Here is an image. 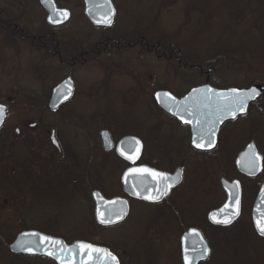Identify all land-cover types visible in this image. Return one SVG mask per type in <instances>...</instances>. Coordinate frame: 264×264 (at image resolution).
Returning a JSON list of instances; mask_svg holds the SVG:
<instances>
[{
    "label": "flooded vegetation",
    "instance_id": "obj_1",
    "mask_svg": "<svg viewBox=\"0 0 264 264\" xmlns=\"http://www.w3.org/2000/svg\"><path fill=\"white\" fill-rule=\"evenodd\" d=\"M40 1L14 0L13 3H9V0H3L5 8H0V37L7 46L6 50L10 51L8 48H11L14 50L11 52L20 53L21 56L29 54L40 57L43 65L40 64L37 69L45 72L50 68L47 63L56 64L59 67L50 70L55 75L63 72L64 76L61 81L48 89L43 97L27 95L26 99L21 101L24 106L49 109L56 118V122L50 125L49 132H43L44 126L40 124V120L32 124L26 119V125L16 129L14 135L16 138H11L6 128L4 131L10 118V109L0 103L7 108V118L0 132V220L12 215L17 220H23L25 212L29 217L27 212L29 204L32 203H51V201L66 203L68 198L71 200L75 198V189H78L81 194L83 192L85 202L91 205L92 220L89 226H86L88 234L96 231L98 237L106 230L121 228L136 219L133 213L137 205L149 209L152 214L147 224L156 226L157 233L152 244L145 246V254L138 257L140 261H144L143 257L151 252L155 256L153 264H163L167 256H171L174 264H184L182 239L191 230L200 232L210 248L208 259L199 264L214 262L217 239L225 241L227 238L228 242H224L223 246L227 244L229 248L233 246L230 249H235L240 239L250 232L264 239L258 235L252 219L253 208L264 184V98L253 104L246 115L222 127L217 137L216 150L203 152L193 144L194 135L191 127L183 125L159 110L154 100L160 92H172L178 98H182L195 87L183 95H177L170 86L164 84H157V87L153 88L151 84L154 77L149 73L151 68H144L143 72L137 70L139 62L140 64H146L148 60L153 62V57L161 60L158 64L178 60L163 51L165 49L163 41L154 43L150 30L147 27L143 30L144 26H139L137 22L128 20L119 24L116 19L119 9L116 6V18L111 26L103 27L91 23L84 10V0H76L75 5L71 0H55L59 9L67 10L71 16L64 23L51 25L48 21V13ZM75 9H82V12H76ZM37 11L45 14L44 20L35 17L34 12ZM41 17L43 18V15ZM178 64L179 71H186L189 68L206 78L209 76L208 71L196 65H183L181 60ZM90 69H98L101 76L92 80V84L98 83L96 87L92 85V89H86L81 86L80 78ZM95 72L97 76L99 72ZM122 78L135 80L145 78L143 80L146 86L142 84L137 88L134 85L126 89V92L130 93L129 96L111 99L112 95L122 94L119 83ZM67 79H72L75 84L73 98L63 104L57 112H52L49 105L51 94ZM106 84L107 87L104 88ZM118 85H120L119 89H117ZM89 97L91 99H88ZM90 106L122 107L125 109L123 112L146 106L151 111L149 119L144 124L134 118L122 123L110 117L90 116L87 113L88 109H85ZM156 111L157 121L154 120ZM44 112L46 114L48 110ZM91 117H94V120H91ZM37 118L41 119V117L34 119ZM172 127L178 128L180 133H170L169 129L171 130ZM103 132H108L114 143V148L110 151L102 144ZM130 138L139 140L142 144V150L135 163L118 151L120 142ZM132 144L134 147L127 149L129 155H132L131 150L137 147L135 142ZM251 144H255L258 153L263 157V171L256 177L247 176L237 168L238 157ZM27 148L30 149L26 150ZM18 150L22 151L21 158H23L19 161L13 156ZM9 163L13 164L11 169L15 173L21 169V177L18 176V180L14 179V182L9 179L11 177L9 173L8 178L5 179L8 171L5 165L8 166ZM27 164H31V167ZM143 167L169 176L179 174L180 180L176 177V181L179 182L158 202L130 196L122 184L124 175L132 168ZM228 176L231 178L229 179ZM218 177L220 190L225 199L222 204L211 207L209 204L213 200V185ZM222 179L239 181L242 188L240 217L228 227L216 226L209 221L210 214L222 208L228 199L221 184ZM244 180L252 182L250 187L246 186ZM95 191L101 192L108 200L122 198L127 201L129 214L124 222L112 226H103L97 222L92 196ZM249 191L254 198L249 208L250 222L247 224L248 228L244 229L242 226L245 217V198L246 193L250 194ZM44 209L46 210L43 215L39 213L27 219L38 228L24 232L42 231L47 235L62 237L63 233L56 234L57 230L65 229L66 223H63L61 218L62 208L58 210L59 206L56 207L57 211L53 207ZM175 223L179 235L172 233ZM221 232L227 233H222L225 234L222 236ZM85 241L93 245L97 244L88 238ZM66 242L72 244L76 241L66 240ZM97 245L109 249L120 264H128V260L132 259L121 246L113 247L101 242ZM46 260L50 261L49 264H57L53 260Z\"/></svg>",
    "mask_w": 264,
    "mask_h": 264
},
{
    "label": "rangeland",
    "instance_id": "obj_2",
    "mask_svg": "<svg viewBox=\"0 0 264 264\" xmlns=\"http://www.w3.org/2000/svg\"><path fill=\"white\" fill-rule=\"evenodd\" d=\"M13 1L14 0H9V3H13ZM71 1H73V5L76 4V0ZM113 2L120 11L118 19L121 21L119 24L126 23L128 20L137 22L139 26H144L142 28L143 30L147 27L150 30V35L152 33V36L155 38H159L163 33H167L169 37L173 38V41H182L183 45L185 44L184 46L182 45L183 50L187 53H198L197 55L201 57H208V44L212 43L215 45V42L219 39L218 37L222 35V40L220 42L223 43V45L239 49L241 52L238 54L239 58H249V56H252L249 54H253L252 57H255V59L251 63L252 67L260 70V74L262 75H259L258 80L253 82H264V32L262 31L264 23V0H113ZM237 6L238 8L248 7L249 11L246 12L244 18L238 21L235 20L236 22H234L229 16V8L231 7L230 9L233 11L234 7ZM0 8H5L3 0H0ZM74 11L81 13L82 9H75ZM34 13L37 19L40 18L44 20L45 14L43 12L42 14L39 13V11ZM221 13L228 14V16L226 15L224 18L223 23H221V20H223ZM41 15H43V18ZM81 20L83 21V17ZM204 23H206L205 25L208 27L202 29L201 24L204 25ZM228 23H254L257 30L249 32L246 31L245 27L241 26V30L236 37H229V34L223 35L224 27H227L229 25ZM36 24L39 25L41 23ZM4 44L5 42L0 37V103L6 101L9 105H7V107L10 109V118L6 127H4V131L6 128L9 132V136L11 138H16L14 136L16 129L21 128L25 124L26 119H28L30 120L28 123L32 124L39 122L38 120H40V124L44 126L43 132H49L51 130L50 125H52L53 122H56V118L49 112V109L45 114L44 109H39L36 106H24L21 101H23L24 98L26 99L27 95L43 97L48 89L64 78L62 75L63 72L55 75L50 69L56 70V67L59 66L50 63H47L48 66H50V68L47 69V72L37 69L40 64L43 65V61L40 57H35L34 55L30 56L29 54H22L21 56L19 55L20 53L16 54L11 52L14 51L11 48H8L10 51H7L5 48L7 46ZM164 44L166 45L167 43ZM152 59L153 62L148 60L146 61V64H140L139 62L137 70L138 72L139 70L143 72L144 68H151L149 73L154 77L153 83L151 84L153 88L155 86L157 87V84H164L168 87L170 86L177 95H183L188 93L193 87L205 85L207 82L206 80L209 77L207 76L206 78L198 72H192L189 68L186 69V71H179L178 61H172L174 65L170 62L166 63L167 61L158 64L161 60L159 61L156 57H153ZM170 66H173L171 71L168 70V67ZM95 71L99 72L98 69H90L81 75V86L83 85L86 89H92V85L95 86L98 84H92V80L101 76L100 72L96 76ZM254 76H256V74H249L245 77V80L244 78L241 80L246 82V80H249ZM143 79L145 78H140L138 80L122 78L119 82L121 86L118 85L117 87V89H119L120 86L122 94L117 93L116 95H112L111 99H116V97L119 96H129L130 93H128V91L126 92V89L131 88L134 85L137 88L142 84L146 86V82ZM226 80L232 84L240 81L237 75L228 67L223 68L220 76L217 70L210 75V83L216 88H227V86H225L226 83L224 82ZM244 81L240 82L243 83ZM106 87L107 84L104 88ZM88 99H91V97ZM85 109H88L87 113H89L90 116L97 118L110 117L115 121H121L122 123L127 122L125 120L129 121V119L134 118L138 122L140 121L139 123L143 124L149 119V112L151 111L146 106L127 109V111H125L126 113L123 112L125 109L122 107L107 108V106H90L85 107ZM38 115L42 120L38 118L34 119L35 117H38ZM157 116L158 113L156 111L154 115L155 121L158 120ZM94 117H91L90 119L94 120ZM41 121H43V123H41ZM169 131L170 133H180V130L176 127H172ZM13 156L17 161L23 159L21 158V150L16 151ZM5 166L6 169H8L5 174V179L8 178V173L11 175L9 179L13 182L14 179L18 180V176L21 177V169L19 171L17 170L15 173L11 169L13 168V164L9 163L8 166ZM27 166L31 167V164H27ZM228 178L230 179L231 176H228ZM245 183L246 186L250 187L252 182L246 180ZM220 189V178L218 177L213 185V200L211 204H209L211 207H215V204L220 205L223 203L225 197ZM17 193L19 192L17 191ZM82 195L83 192L81 194V191L75 189V198L72 200L68 198V202H66L68 204H60L59 202L53 203L52 201L51 203L36 202L29 204L27 215L29 217L39 213L43 215L44 210H46L44 208L50 207L52 209L53 207L54 210L57 211L56 207L59 206L58 210L62 208L61 218L63 223H66L64 227L66 231L65 229L57 230L56 234L63 233L61 236L68 242L86 240L88 238L93 241V243L95 242L97 244L101 242L113 245V247L121 246L123 247V250L127 252L128 256L132 258L128 260V264H153V257L155 258V256L152 255L151 252L143 257L145 258L144 261L138 259L139 256L142 257V255L145 254V246L147 244H152V241L155 239V234L157 233V231H155L157 228L156 226L153 227L152 225L147 224L150 221V216L152 214L149 212L148 208L137 205L135 207V213H133V215L135 214L136 219L124 224L121 228L106 230L102 236L98 237L96 231H94L95 233L93 234H88L86 226H89L92 220V217H90L91 205L85 202L86 200ZM246 196L245 217L242 226L244 229L248 228L247 224L250 222L249 218L251 215L249 208L251 207V204H253L254 198L251 192L250 194L246 193ZM24 214V221L21 219L17 220L13 215L7 217V219L0 220V234L4 235L5 239L11 240L19 233L21 234V231L23 230L38 228L34 223L27 220L29 217L26 216V212ZM177 232L178 227L175 223L172 227V233L176 235L178 234ZM222 233L227 232H221L220 235ZM224 235L225 234H222V236ZM256 236L257 235L250 232L246 237L240 239L238 246L235 249H230L233 246L230 248L223 246L224 242H228L227 238H225V241L217 239V253H215L214 256V262L210 264H264V239H260ZM43 261L44 260L42 259L29 260L24 257L17 258L6 248H0V264H40ZM163 264H174L171 256H167L166 261H164Z\"/></svg>",
    "mask_w": 264,
    "mask_h": 264
},
{
    "label": "water",
    "instance_id": "obj_3",
    "mask_svg": "<svg viewBox=\"0 0 264 264\" xmlns=\"http://www.w3.org/2000/svg\"><path fill=\"white\" fill-rule=\"evenodd\" d=\"M40 2L43 8L48 13L49 24L59 25L70 19V16H71L70 12L66 10L67 13L69 14L67 18L60 17L59 23L52 22L50 20V17H53L54 15L53 9H55L57 12H61L65 10L59 9L55 0H41ZM84 4H85L84 10H85L86 16L91 23L95 25H102L103 27L107 26L104 23V17L107 13H109L112 10H114V15L112 16L111 25L115 22L117 12H116V9H115V6L112 0H84ZM214 72H215V69L213 68L210 69L208 73L209 77L207 79L206 84L200 87L193 88L186 96L182 98H178L172 92H160L155 96V99H154L157 103V106L159 107V110L163 111L168 116L176 119L183 125L191 127L193 135H194L193 144L195 147H196V143L199 142L201 138L205 140V147L203 148L196 147L203 152H210V151L216 150L217 140H218L217 137L219 136V133L222 127L225 126L228 122L233 121L237 119L238 117L246 115L250 107L253 104L257 103L262 98H264V84H253L252 86L248 88L212 87L210 83V75H212ZM253 88L257 89V91L260 94L256 96L255 99H250L247 101V110L245 112L237 113L235 118H233L231 114H226L224 110V105L228 103V100L226 97L231 92L232 89H239V90L247 91ZM200 89H214L216 93L218 94L224 93L225 95L224 97L213 96L211 94L206 95L204 92L198 91ZM74 92H75V84L72 79H67L63 83H60V85L56 87L55 90L53 91V94H51L52 97H51L50 104H49L50 110L52 112H57L63 104H65L66 102H68L69 100L73 98ZM4 108L6 109V115H5V120H6L7 108L6 107ZM5 120H4V123H5ZM2 127L3 126H0V132L2 130ZM212 128L215 129L214 137L211 138L215 140V146L209 148L207 146V141L209 139L208 132L211 131ZM101 137H102V142H103L102 144L105 149L110 151V149L114 148V143H112L110 134L108 132H103L101 134ZM135 141L136 139L130 138V139H126L120 142L118 146L119 153L123 151L124 153L126 152L125 156L129 155L130 153H128L127 149H129V147H134L132 143ZM251 145L254 146L255 144H251ZM247 147L248 148L238 157L237 168L243 174L247 176L256 177L263 171V167H262L263 157L258 153L256 146H254V151L259 156V159L255 161L257 165L256 169L254 171H250L249 167H247L246 165H249L253 158L251 156V153L249 152V146ZM141 150H142V144L140 142L139 153L141 152ZM177 175L176 176L168 175V176L171 177L173 181H176ZM178 180H180V176ZM178 182L179 181H176L174 184H172L169 190H171V188L175 186ZM236 182H239V181L231 182L227 179H222L221 184H222L224 191H226L228 199H226L227 202L222 208L210 214L209 221L212 224L216 226H220V227H228L232 225L234 222H236L237 219L240 217L241 198H242V188H241L240 182H239V190H238V194L240 198L239 215L235 217H231V214L234 211H236V206L234 204L235 196H233V193L237 191L235 189ZM122 184H124V189L126 193L136 198L143 199L142 197L145 194H149L147 192V189L149 188L152 189L150 194L156 195L157 182L152 177L145 176L144 174L131 173L129 170L127 173H125ZM162 187L163 186H161V190H162ZM92 196L95 202L94 206L96 207L95 217L99 224L101 223H100V217L98 214V210L103 211L106 216H112V213L118 214L121 211L125 213L122 219H115L113 217V223L101 224L103 226L116 225L122 221L124 222V220L127 218L128 216L127 214H129V207H128V203L126 200L122 198H115L112 200H108L99 191H95ZM108 201H118L119 203H116L114 205L107 204L106 202ZM253 209L254 210H253L252 219L254 221L256 231L258 235H260L258 231V222L260 225H264V184L259 192V195L257 197L256 203ZM213 215H216V218L218 220L223 219V218H232V222L230 224L216 223L211 219ZM31 233H38L39 235L38 236L26 235V234H31ZM196 233H199V235H196ZM40 236H47L53 240L63 241L64 245L67 248L73 249V252L76 253V264H79V250L77 249L76 246L83 241H78L72 244H67L66 241L63 240L62 238L44 234L42 233V231L41 232L29 231V232H24L20 234L15 240V242L11 245L10 252H12L15 255L34 256V257H42V258L45 257V258L55 261L57 264H61L60 260L52 256H49L47 252L45 251L46 248H52V247H58V246H52L50 244V241H43V242L40 241L39 239ZM261 237H264V236H261ZM21 242H23L25 245L31 244V246L34 247V252L30 253L18 247V245ZM84 243H88V242H84ZM182 243H183V249H184V257L185 255L189 256L190 264H199V262H202L208 259L210 252H208L207 255H201V246L202 244L206 245L209 251H210V248L208 246V243L205 241L203 235L197 230H191L190 232L185 234L182 239ZM95 246L101 247L98 245H95ZM102 248H105V247H102ZM65 256H67L66 253H65ZM64 264H69V261L65 259ZM184 264H186V261Z\"/></svg>",
    "mask_w": 264,
    "mask_h": 264
},
{
    "label": "snow or ice",
    "instance_id": "obj_4",
    "mask_svg": "<svg viewBox=\"0 0 264 264\" xmlns=\"http://www.w3.org/2000/svg\"><path fill=\"white\" fill-rule=\"evenodd\" d=\"M53 17H50V20L54 23L60 22V17L67 18L69 15L67 11H61L57 12L55 9H53ZM114 15V10L107 13L104 17V23L107 26H110L112 23V16ZM200 92H204L206 95L211 94L213 96H219L224 97V93H216L214 89H200L198 90ZM260 93L257 91V89L253 88L250 90H239V89H232L231 92L227 95L228 103L224 105V110L226 114H231L233 118H235L237 113H243L247 110V101L250 99H255L256 96H258ZM6 115V109L0 105V126H3L4 120ZM187 122V121H186ZM215 129L212 128L211 131L208 132V141L207 146L214 147L215 146V140L211 139L214 137ZM135 144L137 145L136 148L132 149V155H126L122 151L121 155L125 156L126 159L132 161V163L136 162V159L139 156V149H140V141L136 140ZM196 147L203 148L205 147V140L201 138L199 142L196 143ZM249 152L251 153L252 160L249 165H246L249 167L250 171H254L257 167L255 161L259 159V156L254 151V146L249 145ZM131 173H139L144 174L145 176L152 177L156 182V195H151L152 189H147V192L149 194H145L142 198L152 201V202H158L164 195H166L172 186L176 181H173L171 177H169L167 174L156 171L154 169H150L147 167L143 168H132L130 169ZM179 179V174L177 175V180ZM161 186L162 190H161ZM236 192L233 193V196H235L234 204L236 206V211H234L231 214V217H235L239 215V205H240V198L238 194L239 190V182H236L235 184ZM138 194V193H137ZM107 204H116L119 203L118 201H108ZM98 214L100 217V223L101 224H111L113 223V217L115 219H122L125 213L122 211L120 213H112V216H106L103 211L98 210ZM211 219L216 223H222V224H230L232 222V218H223V219H217L216 215H213ZM258 231L261 236H264V225H260L258 222ZM31 236H38V233H31L26 234ZM196 235H199V233H196ZM40 241H50V244L52 246H58V247H52V248H46L45 251L49 256H52L58 260L61 261V264H64L65 259L69 261V264H76V253L73 252V249L67 248L63 241H57L53 240L50 237L47 236H40ZM202 239V238H201ZM18 247H20L22 250L27 252H34V247L29 245H25L23 242H21ZM77 249L79 250V264H119V261L115 255L111 251H109L106 248L97 247L90 243H84L81 242L77 246ZM209 252V249L206 245L202 244L201 246V255H207ZM65 253L67 256H65ZM186 264H190L189 256L185 255L184 257Z\"/></svg>",
    "mask_w": 264,
    "mask_h": 264
},
{
    "label": "trees",
    "instance_id": "obj_5",
    "mask_svg": "<svg viewBox=\"0 0 264 264\" xmlns=\"http://www.w3.org/2000/svg\"><path fill=\"white\" fill-rule=\"evenodd\" d=\"M239 1H242V0H239ZM230 8H229V16L231 17V20H233L234 22H236L235 20L238 21V20L244 18L246 15V12L249 11L248 7L238 8V6H237V7H234L233 11ZM119 13H120V11H119ZM217 13H219V12H217ZM226 15L228 16V14H226V13H223L221 15V17H223V20H221V23L224 22V18L226 17ZM118 17L116 19H117V22L120 23L121 20H119ZM205 24L206 23H204V25L201 24L202 29L208 27ZM228 24L229 25L227 27H224V34L223 35L229 34V37H236L238 35L239 31L241 30L240 29L241 26L245 27L246 31H249V32L257 30L254 23H228ZM262 31L264 32V23L262 26ZM167 36H168L167 33H163L161 35V37H159V38L158 37L157 38L151 37V38L154 41V43H156L159 40H162L163 44H164V42L167 43L166 45L164 44L165 49L163 51L168 52L169 54L173 55L174 56L173 58H175V57L178 58L177 61L181 60L183 62V64H185V65L186 64L196 65L198 67H201L205 71H209L210 69L213 68V69H215V71L216 70L218 71L219 76L222 73L223 68L228 67L234 74L237 75L238 79L241 82L244 81L245 77H247L249 74H253V73L256 74V76L252 77L249 80H246V82L244 81L243 83L238 81V82L232 84L226 80L224 82L226 83L225 86H227V88H232V87H240V88L242 87L243 88V87L252 86L253 84H264V82H258V81L253 82L255 80H258L259 75H261L260 70L252 67L251 63L255 59V57H252L253 54H249V55H252V56H249V58L248 57H240L239 58L238 54L241 53L239 49H237L235 47L223 45V43L220 42L222 40L221 39L222 35L220 37H218L219 39L217 40V42H215V45L212 43L208 44L209 45V48H208L209 55L206 58L197 55L198 53H190V52L187 53V52H185L183 50V46L185 44L183 45L182 41H173L172 37H169V36L167 37ZM250 52H252V51H250ZM170 63H172L174 65L173 62H170ZM172 67L173 66H170V67H168V69L171 71L173 69ZM243 78H244V80H241ZM4 103H5V105H8L6 101ZM263 103H264V100H263ZM37 108H39V109L42 108V109H44V111L48 110L46 107L45 108L44 107H37ZM38 117L40 118L39 115H38ZM29 149L30 148H27L26 150H29ZM24 231H28V230H23V231H21V233ZM16 237H14L10 240V239H5V236L0 234V248H4V249L6 248L8 251H10V246L13 244ZM58 237H60V236H58ZM227 247L229 248V244H227ZM15 256L17 258H19V257L28 258L29 260L42 259L40 257H27V256H19V255H15ZM42 260H44V261L40 264H49L48 262H50L49 260H46L44 258Z\"/></svg>",
    "mask_w": 264,
    "mask_h": 264
}]
</instances>
